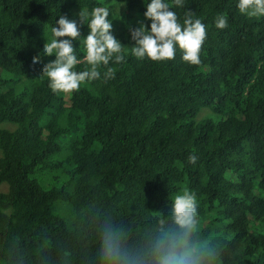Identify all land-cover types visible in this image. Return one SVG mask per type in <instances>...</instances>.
<instances>
[{"label": "trees", "instance_id": "obj_1", "mask_svg": "<svg viewBox=\"0 0 264 264\" xmlns=\"http://www.w3.org/2000/svg\"><path fill=\"white\" fill-rule=\"evenodd\" d=\"M120 2L0 0V264H102L106 230L147 256L177 231L171 198L185 188L196 195L190 241L205 264H264V17L239 13L236 0H183L172 5L178 20L190 11L206 27L201 63L180 50L140 60L128 29L144 19L142 0ZM98 6L116 13L124 59L54 93L41 75L54 56L40 55L51 26L60 15L75 20L82 41L78 13ZM218 14L227 27H215ZM73 46L82 56L83 44Z\"/></svg>", "mask_w": 264, "mask_h": 264}, {"label": "clouds", "instance_id": "obj_2", "mask_svg": "<svg viewBox=\"0 0 264 264\" xmlns=\"http://www.w3.org/2000/svg\"><path fill=\"white\" fill-rule=\"evenodd\" d=\"M125 3L121 0L119 7ZM143 20H137L135 27H129V37L133 42L130 54L137 59L152 61L172 60L177 50L181 59L189 64L199 65L200 49L206 38V27L201 19L186 12L182 23L178 20L172 5H183V0H142ZM239 13L252 18L264 17V0H236ZM115 16L107 6L80 10L79 20L87 21V34L80 41L81 33L75 20L60 15L50 28L48 42L44 43L40 55L54 56L41 69L47 78L48 87L54 93L70 94L86 81L101 78L99 68L107 66L110 60L116 63L124 59L122 44L112 34L109 18ZM145 20L148 21L145 24ZM215 27H227L224 14H218ZM60 38V39H58ZM83 44V55L74 50L73 42ZM33 65L38 61L33 59ZM87 65L84 70H76L77 65ZM104 78L112 75V69L104 72ZM189 163L195 164L196 155L189 154ZM196 195L187 188L171 198V215L177 231L158 237L150 247L147 256L128 253L121 244L118 233L106 230L101 238L100 255L102 264H205L203 248H196L190 241L195 226Z\"/></svg>", "mask_w": 264, "mask_h": 264}, {"label": "rangeland", "instance_id": "obj_3", "mask_svg": "<svg viewBox=\"0 0 264 264\" xmlns=\"http://www.w3.org/2000/svg\"><path fill=\"white\" fill-rule=\"evenodd\" d=\"M209 113H210V111L205 109L199 115H200V117H203V116L208 115ZM62 145L64 146V139L62 140ZM5 188H6V185H3V184L0 185V190H4ZM68 208L69 207L64 203H57L55 205V207L53 208V211L56 215L61 217L68 226H71L72 222H73V216H72L71 210L69 209V211H68Z\"/></svg>", "mask_w": 264, "mask_h": 264}]
</instances>
